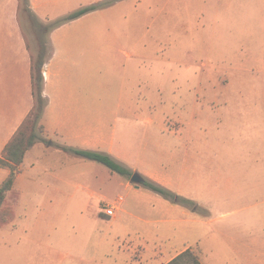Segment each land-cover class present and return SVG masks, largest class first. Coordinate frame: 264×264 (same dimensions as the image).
I'll return each mask as SVG.
<instances>
[{
  "label": "rangeland",
  "instance_id": "374dc122",
  "mask_svg": "<svg viewBox=\"0 0 264 264\" xmlns=\"http://www.w3.org/2000/svg\"><path fill=\"white\" fill-rule=\"evenodd\" d=\"M217 1L60 0L54 7L58 18L97 6L83 16L100 43L101 66L94 72L93 84L110 103L109 131L116 133L125 149L126 160L117 162L146 179L150 172L163 180L172 178L179 185L177 190L204 200L211 198L208 195L213 187L197 189L198 176L211 179L219 163H247L257 156L245 155L244 149L262 148L264 162V74L234 73L225 65L212 67L213 23L209 15ZM0 3L2 18L15 19L12 0ZM17 7L34 55V29L21 0ZM253 12L252 23H246L247 39L260 56L258 52L264 53V7ZM125 52L133 53L132 58ZM219 80L223 82L220 87L216 86ZM129 94L140 101L134 121L115 112L117 101ZM218 99L251 102L229 107L223 102L217 108L213 102ZM75 159L79 169L70 184L52 179L58 164ZM24 164L29 175L16 206L17 218L0 227V264H109L117 257L119 243L123 245L139 231L164 225L166 215L158 200L163 197L144 185L135 188L132 175L80 156H67L56 148L36 147ZM6 176L7 171L0 167V183ZM223 188L222 184L215 187L221 192ZM222 203L234 213L218 227L249 244L260 233L244 224L245 216L261 214L264 220L262 197L249 192ZM112 204L120 209L107 217L105 207ZM190 208L189 215H178L183 222L180 229L184 225L190 239L198 231L201 242L195 248L199 247L205 264H240L216 236L217 223L189 222L205 221L209 210L198 206V211H193L196 205Z\"/></svg>",
  "mask_w": 264,
  "mask_h": 264
},
{
  "label": "crops",
  "instance_id": "0c3cea01",
  "mask_svg": "<svg viewBox=\"0 0 264 264\" xmlns=\"http://www.w3.org/2000/svg\"><path fill=\"white\" fill-rule=\"evenodd\" d=\"M59 1L30 0V6L42 21H49L57 18L54 7ZM235 1L218 0L211 8L209 16L213 23L211 34L214 41L212 67L219 68L225 65L234 73L264 74V53L258 52L262 54L260 56L255 54L251 41L247 39L246 24L252 23L253 11L264 7V0ZM17 4L18 0H12L15 19L2 18L0 12V155L34 106L31 77L32 53L23 26L17 17ZM2 6L0 3V11ZM49 40L52 56L44 65V95L48 103L40 120L46 128L44 137L47 141H38L26 153L25 158L36 147H42L44 150L56 148L67 156H77L61 148L66 146L108 153L116 161L126 160L125 149L117 141L116 133L109 131L107 107L110 103L103 96L102 90L95 88L93 84L94 72H97L101 66L98 52L100 43L91 34V28L88 27L84 16L54 28L49 34ZM261 45L263 51L264 42ZM125 55L131 59L133 53L125 52ZM133 82L135 80L131 81ZM222 83L219 80L216 86L220 87ZM224 85H227L225 88L230 86ZM223 102L218 99L213 104L220 108L222 103L223 106L229 107L249 105L251 101L235 103L226 99ZM139 105V99L129 94V97H121L117 101L115 112L134 121L139 116V111L135 108ZM243 151L245 155L259 157L253 156L247 163L242 161L236 164L219 163L214 168L212 178L208 180L198 176L197 189L213 187L211 195H208L210 199L204 200V197L194 199L185 191L177 190L179 185H175L172 178L163 180L150 172L149 179L165 185L181 197L192 200L194 202L192 205H196L193 211L197 210L198 206L207 208L210 215L205 221L198 219L189 220V222L209 225L217 223L214 227L216 236L235 254L237 260H240L238 263L264 264V220L261 214L259 217H252L251 214L245 216L244 224L249 223L251 230L254 228L260 233L251 238L249 244L218 227V224L234 213V210L225 209L227 205H224L222 201L239 198L249 192L262 197L264 201V162L261 156L263 149L257 148L253 151L244 149ZM58 168V172L51 174L52 179L70 184L79 166L75 159L72 163L58 164ZM2 169L6 170L8 175L9 171ZM28 175V169L23 161L19 166L16 180V187L20 190L21 197L22 186ZM42 176L48 177L50 174ZM39 183L35 185L38 186ZM221 184L224 187L222 192L215 189ZM129 185L132 186L130 183ZM158 200L166 215L164 225L155 230L139 231L133 239L124 241L123 245L119 243L117 257L109 264H166L188 248L195 250L200 257L199 247L197 250L195 248L201 242L198 231H195L190 239L186 236L187 230H183L185 226L183 225L181 230L179 225L183 222L178 215H189L192 205L188 206L165 197ZM205 202L212 205L206 207ZM99 219L102 220V216L99 215ZM200 261L205 264L201 257Z\"/></svg>",
  "mask_w": 264,
  "mask_h": 264
},
{
  "label": "trees",
  "instance_id": "16d2710c",
  "mask_svg": "<svg viewBox=\"0 0 264 264\" xmlns=\"http://www.w3.org/2000/svg\"><path fill=\"white\" fill-rule=\"evenodd\" d=\"M23 9L27 13L31 25L34 29L37 41V53L32 55L31 77L32 93L34 96V106L14 133L12 138L5 145L0 155V167L9 171L6 178L0 183V227L12 224L17 218L16 206L21 198V192L16 187L19 166L23 163L26 153L40 140L47 141L44 137L45 126L40 123L48 99L44 95V65L52 56V49L49 40L50 32L69 21L77 19L97 8V6H87L66 15L49 21H42L32 10L30 0H21ZM62 149L70 151L77 156L99 162L106 165L113 171L122 175H132L130 170L117 162L110 154L94 150L76 149L62 146ZM145 187L159 193L166 199L192 205L190 199L179 196L165 185L154 180L146 179ZM166 264H202L198 253L188 248L174 257Z\"/></svg>",
  "mask_w": 264,
  "mask_h": 264
},
{
  "label": "water",
  "instance_id": "95a60500",
  "mask_svg": "<svg viewBox=\"0 0 264 264\" xmlns=\"http://www.w3.org/2000/svg\"><path fill=\"white\" fill-rule=\"evenodd\" d=\"M131 182L135 185L136 188H140L142 185L145 184L146 178L139 172H135L131 176Z\"/></svg>",
  "mask_w": 264,
  "mask_h": 264
},
{
  "label": "built area",
  "instance_id": "2783aa9c",
  "mask_svg": "<svg viewBox=\"0 0 264 264\" xmlns=\"http://www.w3.org/2000/svg\"><path fill=\"white\" fill-rule=\"evenodd\" d=\"M121 199V198H119ZM119 209V206L117 204H112V205H106L105 207V215L108 217H112L115 215L116 210Z\"/></svg>",
  "mask_w": 264,
  "mask_h": 264
}]
</instances>
